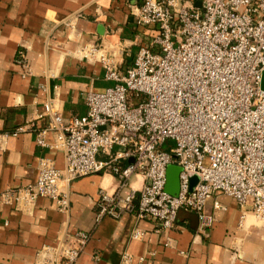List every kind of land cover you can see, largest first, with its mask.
<instances>
[{
    "label": "built area",
    "instance_id": "built-area-1",
    "mask_svg": "<svg viewBox=\"0 0 264 264\" xmlns=\"http://www.w3.org/2000/svg\"><path fill=\"white\" fill-rule=\"evenodd\" d=\"M191 1L140 0L130 7L133 23L152 37L123 73L99 47L73 53L101 64L113 85L84 94L81 118L63 119L51 102L44 104L46 125L36 132V146L61 151L63 169L41 159L35 182L2 191L0 205L29 212L47 199L67 216L70 183L108 174L116 186L112 193L99 191L94 225L131 215L160 232L175 226L179 212H191L204 233L214 225L205 207L216 195L264 222V0ZM16 62L29 75L21 52ZM172 166L179 169L174 196L165 191ZM213 209L222 210L216 200ZM90 237L86 231L64 235L55 246L41 247L35 264H77ZM142 237L139 230L131 234ZM132 261L124 254L120 264Z\"/></svg>",
    "mask_w": 264,
    "mask_h": 264
},
{
    "label": "crops",
    "instance_id": "crops-1",
    "mask_svg": "<svg viewBox=\"0 0 264 264\" xmlns=\"http://www.w3.org/2000/svg\"><path fill=\"white\" fill-rule=\"evenodd\" d=\"M139 3L0 0V193L33 184L41 159L63 169L61 151L36 146V132L46 125L44 104L51 102L63 119L81 118L86 114L84 94L102 93L113 85L104 80L101 64L73 55L80 47H99L121 73L133 65L139 48L152 37L149 29L133 23L130 7ZM71 18L78 19L72 27L63 26ZM19 52L29 75L23 76L16 62ZM46 142L54 144L52 134ZM131 184L138 188L140 179ZM115 186L108 174L73 181L67 216L47 199L37 200L29 212L0 205V264H35L41 247L55 246L75 231L91 234L77 264H120L124 254L132 257L131 264L140 258L142 264H264V222L223 195L207 203L205 212L214 225L204 233L191 212H179L175 226L160 232L152 222L131 215L94 225L99 191L112 193ZM214 200L222 210L213 209ZM135 230L143 233L142 239L131 238Z\"/></svg>",
    "mask_w": 264,
    "mask_h": 264
},
{
    "label": "water",
    "instance_id": "water-1",
    "mask_svg": "<svg viewBox=\"0 0 264 264\" xmlns=\"http://www.w3.org/2000/svg\"><path fill=\"white\" fill-rule=\"evenodd\" d=\"M195 7H199L198 3H195ZM260 89L264 92V71L261 74V82ZM179 169L177 167H169L166 173V186L165 191L169 195H175L177 193V177H178ZM196 182V178L191 180V184L194 185Z\"/></svg>",
    "mask_w": 264,
    "mask_h": 264
},
{
    "label": "rangeland",
    "instance_id": "rangeland-1",
    "mask_svg": "<svg viewBox=\"0 0 264 264\" xmlns=\"http://www.w3.org/2000/svg\"><path fill=\"white\" fill-rule=\"evenodd\" d=\"M169 145H171V143H169Z\"/></svg>",
    "mask_w": 264,
    "mask_h": 264
}]
</instances>
